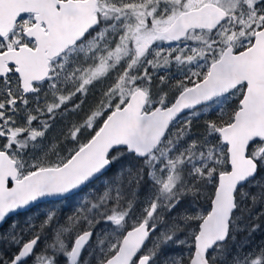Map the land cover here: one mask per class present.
<instances>
[{"label":"trees","instance_id":"1","mask_svg":"<svg viewBox=\"0 0 264 264\" xmlns=\"http://www.w3.org/2000/svg\"><path fill=\"white\" fill-rule=\"evenodd\" d=\"M147 1L98 0V26L55 59L50 76L35 83L31 93L23 92L13 67L0 81V148L17 162L20 177L65 165L136 90L149 96L146 112L171 106L184 90L206 78L229 45L242 52L264 28V0H259L254 13L262 22L247 41L210 52L224 28L239 33V22L249 19L244 9L229 14L216 31H193L180 43L159 41L140 57L126 42L127 33L130 24L137 26L139 19L150 23L151 17L123 14L124 7L156 6L157 15L165 18L188 10V0ZM105 8L107 20L102 16ZM33 24V15L23 16L9 37L0 38V53L34 47L25 36ZM245 92L246 85L239 86L181 117L150 157L139 159L126 149L117 150L111 155V169L80 193L10 219L0 229V264L12 262L35 238L39 244L23 264H70L68 254L86 232L93 237L78 264H104L117 253L126 233L145 222L152 234L141 255L150 258L149 264H190L219 176L231 170L228 146L219 132L234 122ZM263 144L249 150L259 164L258 174L238 191L229 238L209 253L211 264H264ZM172 178L174 188L166 194Z\"/></svg>","mask_w":264,"mask_h":264},{"label":"water","instance_id":"2","mask_svg":"<svg viewBox=\"0 0 264 264\" xmlns=\"http://www.w3.org/2000/svg\"><path fill=\"white\" fill-rule=\"evenodd\" d=\"M96 11L97 0H0V38L9 37L19 20L31 14L34 24L25 30V36L35 43L34 47L22 45L0 53V81L13 67L23 92L31 93L35 83L50 76L51 63L98 26ZM228 19L226 10L207 3L181 13L164 36L178 43L191 31H216ZM244 84L246 92L234 122L219 132L228 146L231 170L219 176L211 211L201 223L190 262L211 264L209 253L229 238L238 191L255 179L259 170L249 150L254 144L264 143V28L256 32L252 46L242 52H235L229 45L211 65L207 77L184 90L167 108L146 112L148 94L141 89L133 92L128 102L107 118L93 139L61 167L42 169L20 178L17 162L0 148V229L19 214L80 193L111 169V155L117 150L126 149L139 159L150 157L174 122ZM263 153L264 147L260 151ZM118 222L121 224L122 220ZM151 234L146 222L129 230L117 253L104 264H149L150 258L141 254ZM92 237L93 232H86L76 239L69 254L70 264H78ZM39 241L35 238L24 244L9 264L26 262Z\"/></svg>","mask_w":264,"mask_h":264},{"label":"rangeland","instance_id":"3","mask_svg":"<svg viewBox=\"0 0 264 264\" xmlns=\"http://www.w3.org/2000/svg\"><path fill=\"white\" fill-rule=\"evenodd\" d=\"M259 0H188L186 3V7L188 10L194 9L197 7H200L207 3H214L220 7H222L224 10L228 12V14H233L237 12H242L244 9L247 11V17L248 20L243 21L244 19L239 22V24L243 23L242 29L239 31L238 34H234V31H228L229 28H224L222 34L220 35L219 41H214V44H210V52L214 54L216 51H219L223 48L224 45L228 46L230 42H235L239 40H245L247 41L248 38L253 36L256 32V29L261 24V20L257 18L255 15V3ZM132 14L135 16H141L142 14H147L151 17L152 23L147 25L146 22H143V24H139L140 26H129L130 30L127 33L126 42L130 44V46L135 49L137 55L142 56L139 51L141 48L146 45L148 42H154V41H165L163 37V31L167 28V26L172 21L170 18V21L168 24H165L168 19L159 18L157 15V12L154 13V11H142L137 8H133L130 10ZM121 13L125 14L126 12L124 10L120 11ZM140 14V15H138ZM109 14L103 15V18L106 20L108 18ZM251 20V21H250ZM142 19H139L138 22L141 23ZM163 39V40H162ZM181 55L178 54L176 58H179ZM182 58H185L184 55H182ZM178 68V67H177ZM264 147V144L261 146ZM264 160V159H263ZM175 185V179H170L166 183V194H170L173 190ZM69 255V254H68Z\"/></svg>","mask_w":264,"mask_h":264},{"label":"flooded vegetation","instance_id":"4","mask_svg":"<svg viewBox=\"0 0 264 264\" xmlns=\"http://www.w3.org/2000/svg\"><path fill=\"white\" fill-rule=\"evenodd\" d=\"M59 1H64V2H67V1H70V0H59ZM73 1H87V0H73ZM162 1H165V0H162ZM168 1V0H167ZM147 2H149V3H158V2H160V0H148ZM212 3V2H211ZM125 8V12L129 15V16H135L134 14H132L131 13V9H133V8H137V9H140V10H142V11H145V12H148V11H154V13H156V10H157V8H156V6H152V5H140V6H127V7H124ZM156 8V9H155ZM198 8V7H197ZM59 10H60V8H58ZM106 10H104L103 11V13H102V16L104 15V13L105 14H109V10H108V8H105ZM194 9H196V8H194ZM191 10V9H190ZM187 11H189V10H187ZM184 12H186V11H184ZM98 13H99V7H98V0H97V11H96V16H97V18H98V23H99V16H98ZM183 13V12H182ZM181 14V13H180ZM180 14H178L177 16H174V17H169V18H165V17H159V18H164V19H168L167 20V22L165 23V24H168L169 23V21H170V18H171V22H170V24L167 26V28L162 32L163 33V39L165 40V41H169V42H174V41H172V40H170V39H168L167 37H165L164 36V32L170 27V25L174 22V20L180 15ZM28 15H31V14H28ZM138 15H140V14H138ZM143 15V14H142ZM33 17H34V15H33ZM137 18H139L140 16H136ZM133 18V17H132ZM20 21V20H19ZM152 23V20H150V23H147V25H149V24H151ZM141 24V23H140ZM140 25L138 24L137 25V27H139ZM31 27V26H30ZM43 27L44 28H46V25L45 24H43ZM92 31V30H91ZM90 31V32H91ZM89 32V33H90ZM191 32H193V31H191ZM190 32V33H191ZM88 33V34H89ZM189 33V34H190ZM87 34V35H88ZM86 35V36H87ZM86 38V37H85ZM85 38H84V40H85ZM162 39V40H163ZM83 40V41H84ZM82 41V42H83ZM82 42H80V43H82ZM158 41H154V42H148L146 45H144L142 48H141V50L139 51V53L143 56V55H145L148 51H149V49L155 44V43H157ZM182 42V41H181ZM79 43V44H80ZM174 43H176V42H174ZM178 43H180V42H178ZM78 44V45H79ZM77 46V45H76ZM74 48V47H73ZM141 57V56H140ZM52 64V63H51ZM211 67V66H210ZM209 70H210V68H209ZM209 73V72H208ZM207 77V76H206ZM245 85V84H244ZM246 88H247V86H246ZM179 97V96H178ZM20 178H22V177H20Z\"/></svg>","mask_w":264,"mask_h":264}]
</instances>
